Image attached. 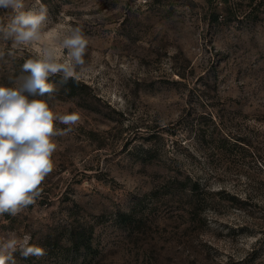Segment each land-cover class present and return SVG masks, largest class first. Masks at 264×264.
Instances as JSON below:
<instances>
[{
    "label": "rangeland",
    "instance_id": "1",
    "mask_svg": "<svg viewBox=\"0 0 264 264\" xmlns=\"http://www.w3.org/2000/svg\"><path fill=\"white\" fill-rule=\"evenodd\" d=\"M41 41L0 36V85L57 34L88 38L77 78L51 77L54 170L35 204L0 216L32 236L15 264H264V0H25ZM13 13L0 9V24ZM59 130L67 126L56 123Z\"/></svg>",
    "mask_w": 264,
    "mask_h": 264
},
{
    "label": "clouds",
    "instance_id": "2",
    "mask_svg": "<svg viewBox=\"0 0 264 264\" xmlns=\"http://www.w3.org/2000/svg\"><path fill=\"white\" fill-rule=\"evenodd\" d=\"M0 9L13 13L9 23L0 24V36L13 47L32 46L48 35L45 7L26 10L25 0H0ZM57 40L62 58L56 49L44 46L39 55L23 62L13 86L0 85V216L16 217L35 204L40 185L55 167L54 137L66 135L81 121L75 111L57 114L43 98L56 91L51 77L60 75L64 82L77 78L75 69L85 65L89 41L79 27H68ZM56 123L67 127L59 130ZM31 241L30 234L9 233L0 240V264H15L16 252L24 258L44 256L45 248Z\"/></svg>",
    "mask_w": 264,
    "mask_h": 264
}]
</instances>
